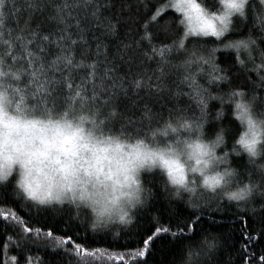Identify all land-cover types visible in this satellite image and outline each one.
I'll return each instance as SVG.
<instances>
[{"label": "snow or ice", "instance_id": "6c2138e0", "mask_svg": "<svg viewBox=\"0 0 264 264\" xmlns=\"http://www.w3.org/2000/svg\"><path fill=\"white\" fill-rule=\"evenodd\" d=\"M233 208L264 264V0H0V264H214Z\"/></svg>", "mask_w": 264, "mask_h": 264}, {"label": "trees", "instance_id": "16d2710c", "mask_svg": "<svg viewBox=\"0 0 264 264\" xmlns=\"http://www.w3.org/2000/svg\"><path fill=\"white\" fill-rule=\"evenodd\" d=\"M155 196L156 206H167L168 194L165 192L162 184L155 189ZM179 207L182 210L185 206L181 204ZM19 211L21 214H29L27 208H19ZM215 221V223L212 222L209 219V215L206 213L202 227L208 229L209 232L222 234L223 244L221 245L220 250L213 255L212 261L214 264H224L226 260L237 257V252L240 249L241 244L244 242V237L241 235L243 225H241L236 218L234 208L222 213H216ZM143 223L147 224L146 218L143 219ZM80 231L81 235H83V228H81ZM132 231L135 232L136 229H133ZM135 239V235L120 236L117 238L113 234H101L98 236L93 234L89 237L90 241L105 246L129 244L133 243ZM178 247V243H170L167 237H162L156 242L155 247L147 257L148 264H171V262L176 259ZM261 248H264V241H260L256 246L255 251H257L258 255ZM2 257L3 253L2 250H0V258ZM48 258L54 259L55 257L49 256Z\"/></svg>", "mask_w": 264, "mask_h": 264}, {"label": "clouds", "instance_id": "9594fccd", "mask_svg": "<svg viewBox=\"0 0 264 264\" xmlns=\"http://www.w3.org/2000/svg\"><path fill=\"white\" fill-rule=\"evenodd\" d=\"M34 176H35V180H36L37 182L42 183V182L44 181V177H43V175L36 173V174H34Z\"/></svg>", "mask_w": 264, "mask_h": 264}]
</instances>
